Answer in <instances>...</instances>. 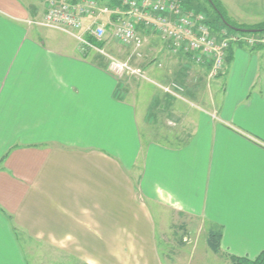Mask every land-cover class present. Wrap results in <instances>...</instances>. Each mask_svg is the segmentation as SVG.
<instances>
[{
  "label": "crops",
  "instance_id": "1",
  "mask_svg": "<svg viewBox=\"0 0 264 264\" xmlns=\"http://www.w3.org/2000/svg\"><path fill=\"white\" fill-rule=\"evenodd\" d=\"M220 1L234 22L264 23ZM46 10L0 0V264H28L17 232L88 264H165L155 209L221 227L225 253L264 252V45H231L206 107L161 132L177 98L157 86L138 116L98 52L29 23ZM176 65L198 82L210 71Z\"/></svg>",
  "mask_w": 264,
  "mask_h": 264
},
{
  "label": "rangeland",
  "instance_id": "2",
  "mask_svg": "<svg viewBox=\"0 0 264 264\" xmlns=\"http://www.w3.org/2000/svg\"><path fill=\"white\" fill-rule=\"evenodd\" d=\"M180 1L182 3V0ZM202 2L207 5L204 1ZM227 2L236 3L238 10L243 14H255L257 17L264 18V1L227 0ZM100 3L108 5L107 2ZM114 6L110 7L113 8ZM185 8L195 12H204L195 10V8ZM206 16L208 17L209 15L206 14ZM37 31L40 33L44 30L38 28ZM55 33L71 44L78 43L73 36L67 33L61 31ZM258 36L263 37L264 32L255 34V37ZM260 41L258 39V43L255 45H264V41L262 43ZM100 46H104L108 54H110L109 56L99 54L105 61H110V56L118 60H129L133 65L141 67L145 71V76L124 73L122 77H118L119 83L129 91L130 95L132 94L137 98L138 116L141 115V112L143 114L147 110L150 99L156 95V91H159L157 86L162 88V85H173V83H176L181 87L178 88V94L174 96L177 99L174 98V103L169 106L168 112L164 113L161 110L158 113V122L156 123H159L158 129L161 132H167L171 129L180 130V123L188 120L189 111L196 110L197 112L199 110L197 108H205L207 101L210 102L211 96L217 91L213 82L215 78L210 76L208 70V76L199 82L198 77L201 73L191 72L189 75L188 70L179 71L180 67L176 65L177 56L179 55L188 56L195 64L199 63H196L189 54L173 52L154 30L149 29L147 31L145 43L140 50L141 56L137 54L138 51L135 52L133 47L126 46L114 39H109L105 45ZM165 46L168 48V51L165 50ZM180 72H184L187 76L181 77ZM217 88H219V85ZM119 93H121L119 95L125 94L124 90L120 88ZM188 107L192 110H189ZM168 118L178 120L179 124L169 122ZM141 124V132L144 135L143 138L146 139L148 135L147 137L145 135V122L142 121ZM179 134L186 135L187 132L183 131ZM138 171L139 165L136 167L134 175ZM154 216L157 223V245L161 254V260L165 264H229L227 257L216 254L209 248L207 244L208 226H203L198 219H191L188 215L177 217L172 211H158L156 209ZM17 234L19 235L20 244L28 264H88L81 262L74 256L66 257L65 254L59 252V249L45 242L28 243L26 242V235L19 232ZM96 260L102 263L105 259L99 257Z\"/></svg>",
  "mask_w": 264,
  "mask_h": 264
},
{
  "label": "built area",
  "instance_id": "3",
  "mask_svg": "<svg viewBox=\"0 0 264 264\" xmlns=\"http://www.w3.org/2000/svg\"><path fill=\"white\" fill-rule=\"evenodd\" d=\"M105 15V16H104ZM29 23L56 29L73 36L84 50L93 49L109 56L97 42L114 39L131 46L138 55L149 29L154 30L173 52L189 54L199 64L210 66V76L216 78L227 66L229 49L233 44L254 46L264 36L221 28L213 31L203 12L186 9L180 0H121L113 8L98 0H47L42 17ZM251 34V35H249ZM108 70L116 77L124 73L142 75L145 71L129 60L110 56ZM172 96L178 94L176 83L162 85Z\"/></svg>",
  "mask_w": 264,
  "mask_h": 264
},
{
  "label": "trees",
  "instance_id": "4",
  "mask_svg": "<svg viewBox=\"0 0 264 264\" xmlns=\"http://www.w3.org/2000/svg\"><path fill=\"white\" fill-rule=\"evenodd\" d=\"M99 2H107L108 5L114 6L121 4V0H98ZM204 1L207 5L203 4ZM184 7L195 8V10L204 11L209 15L208 22L211 24L213 31H219L221 28H228L231 31H239L235 27L241 28H252L257 29L255 32H244L243 33H253L258 34L264 32V23L257 25H243L234 22L227 14L223 3L220 0H182ZM209 10V11H208ZM203 12V13H204ZM235 26V27H234ZM98 45H103L104 42H97ZM262 46L255 45L254 47ZM253 47V46H252ZM222 229L221 227H212L208 230L207 244L209 248L216 254L223 255L227 257L229 264H264V252L259 254L254 258L248 256H240L231 253H225L222 251Z\"/></svg>",
  "mask_w": 264,
  "mask_h": 264
},
{
  "label": "water",
  "instance_id": "5",
  "mask_svg": "<svg viewBox=\"0 0 264 264\" xmlns=\"http://www.w3.org/2000/svg\"><path fill=\"white\" fill-rule=\"evenodd\" d=\"M235 28L238 29L239 31H244V32H255L257 30L252 28H241V27H235Z\"/></svg>",
  "mask_w": 264,
  "mask_h": 264
}]
</instances>
